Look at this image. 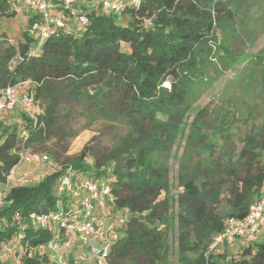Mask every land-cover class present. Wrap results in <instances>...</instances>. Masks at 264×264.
Instances as JSON below:
<instances>
[{"label": "trees", "instance_id": "obj_1", "mask_svg": "<svg viewBox=\"0 0 264 264\" xmlns=\"http://www.w3.org/2000/svg\"><path fill=\"white\" fill-rule=\"evenodd\" d=\"M121 1L126 23L96 0L90 9L80 6L89 17L81 32L75 31L80 12L72 8L65 11L66 27L40 44L30 35L39 23L35 15L17 42L0 32V96L23 84L42 108L36 115L16 108L11 123L0 118L2 183L22 162L20 151L43 152L37 149L53 139L74 136L72 120H86L87 128L104 120L126 129L110 147L88 142L38 182L8 190L0 202V264H55L46 248L52 230L31 216L57 209V185L69 165L80 175L108 179L115 196L108 215L122 208L128 213L105 264H169L175 223L178 264H264V241L236 255L231 246L210 249L227 219L246 217L264 188V101L241 118L238 105L205 106L185 122L193 93L211 84L207 69L217 59L236 61L229 40L238 37L246 12L263 9L264 0ZM14 12L0 0V20ZM259 92L261 101L264 82ZM240 120L251 127H233ZM182 138L173 190L170 161Z\"/></svg>", "mask_w": 264, "mask_h": 264}, {"label": "rangeland", "instance_id": "obj_2", "mask_svg": "<svg viewBox=\"0 0 264 264\" xmlns=\"http://www.w3.org/2000/svg\"><path fill=\"white\" fill-rule=\"evenodd\" d=\"M86 4L87 9H90L92 4ZM8 5L10 10H14L15 12L11 16H3L1 18L0 32L5 31L10 39L17 42L23 36V31L28 28L30 17L35 15V13L24 5V0H8ZM246 13L245 21H243V25L238 31V37L229 40L228 46L230 51L237 54L236 61H231L228 58L222 62L217 59L214 61L215 65L207 69V78L212 80L211 84L205 90L193 93L189 102L191 109L185 117V122L190 124L194 120L198 110L205 106L210 107V109L216 108L222 110L224 108L235 110V106L238 105V109H236V111L239 110V113H237L238 118L245 116L249 112H256L263 107L264 96H262V100L260 101L261 93L259 91L264 82V8L256 9L253 7ZM118 18L122 23L128 21V17L120 13L118 14ZM30 35L34 38L36 37L34 29L30 30ZM164 85L169 86L170 83L165 82ZM26 88L24 86L20 90L18 93L19 97L28 93ZM255 98L259 99L261 103L254 104ZM16 108L2 110L0 118L7 117L8 123L14 122L19 114V109ZM220 112L223 116L224 111ZM228 116H231V114ZM159 118L162 120L168 119L167 116L162 114L159 115ZM221 119L220 117L218 121ZM240 121L235 122L233 127L238 124H241L242 130L251 127V124L245 125L242 120ZM70 126L76 131L74 136H67L66 139L60 141L53 139L44 147L37 149L38 151H47L51 154L52 161L50 164L37 166L22 161L19 167L10 173L9 179L5 183L0 181V202L4 201V197L12 186L31 185L38 182L47 174L57 170L61 162H64L66 158L78 154L86 143L89 142L101 148L110 147L114 144L115 139L126 130L116 122L104 120L87 128L85 127L86 120L75 119L70 122ZM184 147L185 138H182L176 144L173 158L170 161L173 190H176L178 187L179 158L184 151ZM53 150H56L60 154L59 159L55 156ZM118 212L123 216H127L128 219V213L125 208L118 210ZM79 238L80 236L75 233L69 237L63 236V239L68 242L78 241L80 240ZM81 240L83 243H87V238L81 237ZM255 241H264V233L258 237L257 235L252 236V238L245 237L241 241L234 243V246H231V255L238 254L247 244H253ZM90 246L91 242L89 241L88 250ZM170 246L171 255L169 264H178L177 223H175L174 230L170 234ZM11 256L14 258L13 260L19 257L18 255H13V253ZM51 259L52 262L54 258Z\"/></svg>", "mask_w": 264, "mask_h": 264}, {"label": "built area", "instance_id": "obj_3", "mask_svg": "<svg viewBox=\"0 0 264 264\" xmlns=\"http://www.w3.org/2000/svg\"><path fill=\"white\" fill-rule=\"evenodd\" d=\"M139 0H132L138 3ZM94 0H24V5L34 11L39 23L34 27L39 44L50 34L66 27V9L72 8L80 12L76 17L75 31H83L89 23L88 15L81 9V4H95ZM104 10L119 13L122 10L121 0H101ZM24 85L10 86L2 91L0 96V110L23 108L33 115L42 111L39 101L29 93L18 96ZM27 136V134H24ZM22 161L34 165L50 164L52 157L47 152L22 150L19 152ZM14 172V170H13ZM57 209L48 213H35L31 218L42 228L52 230V238L46 248L52 253L55 264H74L64 252L69 244L63 236L73 233L85 237L91 242L88 255L78 253L77 260H88L92 264H105L107 256L114 244L121 236L127 216L121 215L118 210L108 215L106 205L114 203L112 185L106 178H93L80 175L72 166H67L60 176L57 185ZM264 230V188L260 196L250 206L249 213L242 219L229 217L225 228L214 238L210 249L218 246H232L238 238L252 237ZM4 252H9L8 244L2 245Z\"/></svg>", "mask_w": 264, "mask_h": 264}, {"label": "crops", "instance_id": "obj_4", "mask_svg": "<svg viewBox=\"0 0 264 264\" xmlns=\"http://www.w3.org/2000/svg\"><path fill=\"white\" fill-rule=\"evenodd\" d=\"M263 233H264V230L261 233L257 234V237L260 236V235H263ZM79 239L80 240H78V241L77 240L76 241H69V244L65 248L64 252L66 253L67 256H69V259L74 264H86V263L87 264H92V262L91 261H88V260L83 261V260H77V259H75L76 255L78 253H80V252H82L83 255H85V256L88 255V253H87L88 252L87 246H88V242L89 241L87 240V243H83L82 240H81V238H79ZM241 240H242V238H238L236 240V242H239ZM250 240H252V239H250ZM232 246H234V244Z\"/></svg>", "mask_w": 264, "mask_h": 264}]
</instances>
